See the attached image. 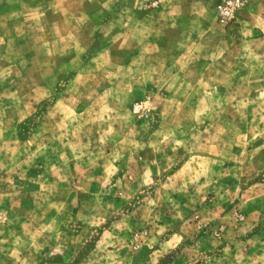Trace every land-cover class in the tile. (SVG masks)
<instances>
[{"label": "rangeland", "instance_id": "rangeland-1", "mask_svg": "<svg viewBox=\"0 0 264 264\" xmlns=\"http://www.w3.org/2000/svg\"><path fill=\"white\" fill-rule=\"evenodd\" d=\"M254 1L206 4L221 86L167 101L119 68L120 0H0V264H264V43L236 27Z\"/></svg>", "mask_w": 264, "mask_h": 264}, {"label": "crops", "instance_id": "crops-1", "mask_svg": "<svg viewBox=\"0 0 264 264\" xmlns=\"http://www.w3.org/2000/svg\"><path fill=\"white\" fill-rule=\"evenodd\" d=\"M210 1L160 0L156 9L146 11L150 19L141 20V0H120L118 9L128 13L133 10L134 20L130 21V25L124 21L119 27L120 32L125 33L118 45L119 68L124 71L134 70V77L138 79L136 84L141 81L139 78H154L159 93L167 94V101L173 95L197 94L203 86H209L213 92L217 91L221 86L217 81L220 77V65L226 55L206 53L207 47L212 45L206 37L213 25V17L209 15L206 6ZM142 12L145 13V10ZM247 13V19H243V23L236 27L244 32L246 30L248 35L258 32L256 38L250 40V44L264 43V0L251 3L247 7ZM259 31L263 33L260 34ZM113 33L115 31L103 39L101 50L94 54L91 62L114 55ZM130 35L133 38H129ZM244 42L248 44V40ZM213 44L217 51L223 47L221 38L214 40ZM132 45L133 50L127 52ZM130 52V59L122 63L124 54ZM234 58L237 60L239 56ZM210 62L218 67L208 66Z\"/></svg>", "mask_w": 264, "mask_h": 264}, {"label": "built area", "instance_id": "built-area-1", "mask_svg": "<svg viewBox=\"0 0 264 264\" xmlns=\"http://www.w3.org/2000/svg\"><path fill=\"white\" fill-rule=\"evenodd\" d=\"M242 0H222V2L218 5V12L222 19H230L233 14L241 5ZM137 112H144L146 110V106L142 103L136 104L134 106Z\"/></svg>", "mask_w": 264, "mask_h": 264}]
</instances>
